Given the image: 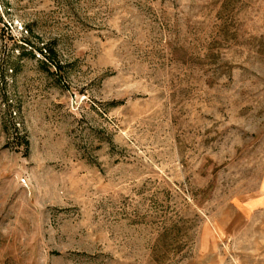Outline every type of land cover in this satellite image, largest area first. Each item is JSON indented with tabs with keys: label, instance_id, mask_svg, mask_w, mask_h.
Wrapping results in <instances>:
<instances>
[{
	"label": "rangeland",
	"instance_id": "rangeland-1",
	"mask_svg": "<svg viewBox=\"0 0 264 264\" xmlns=\"http://www.w3.org/2000/svg\"><path fill=\"white\" fill-rule=\"evenodd\" d=\"M0 264H264V0H0Z\"/></svg>",
	"mask_w": 264,
	"mask_h": 264
},
{
	"label": "trees",
	"instance_id": "trees-1",
	"mask_svg": "<svg viewBox=\"0 0 264 264\" xmlns=\"http://www.w3.org/2000/svg\"><path fill=\"white\" fill-rule=\"evenodd\" d=\"M45 52H46V54H45ZM40 53L43 54L45 57H51V58H49V60L51 61L50 63H53V66L57 70H60V71L62 70V68H61V66L59 64H57V65L55 64V62H56L55 61L56 54H55V52L52 49H50L49 47H47L46 49L40 50ZM25 143L28 146V143L27 142H25Z\"/></svg>",
	"mask_w": 264,
	"mask_h": 264
}]
</instances>
